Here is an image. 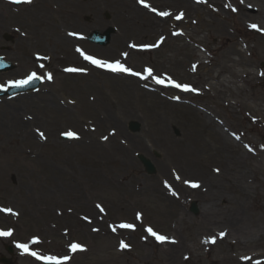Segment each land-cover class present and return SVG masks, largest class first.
Returning <instances> with one entry per match:
<instances>
[{
  "label": "rangeland",
  "instance_id": "obj_1",
  "mask_svg": "<svg viewBox=\"0 0 264 264\" xmlns=\"http://www.w3.org/2000/svg\"><path fill=\"white\" fill-rule=\"evenodd\" d=\"M12 1L0 0V56L13 64L12 69L0 71V84L6 89L9 80L24 78L31 71L51 72L54 79L40 80L32 91L0 95V208L18 214L0 212V231L12 232L0 242L12 246L15 256H20L17 244L28 243L40 255L69 256L67 264L166 263L162 250L168 243L148 235L145 229L151 227L158 234L178 233L184 243L203 245L198 258L189 256L191 264H256L255 259L264 264L260 257L264 239L249 241L257 245L236 239L230 245L219 238L213 244L204 232L210 228L207 223L229 229L219 221L231 220L235 210H242L236 222L244 232L264 227V77L260 74L264 31L249 26L263 20L264 0H246L258 8L262 5L254 19L249 15L255 11L232 12L223 0H218V9L212 7L218 12L216 19L208 11L214 3H201L199 16L217 24L209 30L202 25L191 29L181 21L190 16L181 0H145L150 8L140 0ZM229 3L235 7L233 0ZM160 11L170 16L161 17ZM180 12L183 18L175 20ZM107 27L115 29L107 45L85 40L91 31ZM216 31L237 43L249 65L236 62L240 56L235 53L228 68L222 67L224 59L216 49L223 40ZM157 43L149 49L131 47ZM77 47L98 59H119L142 75H147L145 68H152L153 75L170 76L197 91L183 92L158 85L151 77L97 68L84 60ZM37 54L50 59L37 60ZM193 54L201 61L213 60L211 78L206 70L197 73L198 65L193 68ZM66 68L86 71L69 73ZM246 69L255 77L239 80ZM202 83H206L205 94ZM186 106L193 110L186 111ZM193 112L223 126L237 144L234 152L217 150L220 142L207 131L189 130ZM129 121L138 124L136 131L130 130ZM67 131L79 139L63 135ZM237 137L240 142L234 140ZM244 145L251 149L250 159L240 158L252 183L248 199L234 181L206 197L209 176L228 171L224 168H230L229 159L238 151L247 153ZM137 154L151 161L154 174L145 172ZM189 180L200 186L190 187L184 182ZM213 197L223 215L204 219L201 208ZM192 202L196 214L190 211ZM179 214L184 216L181 222ZM122 223L134 224L135 230L120 228ZM33 237L38 244L31 243ZM121 241L130 247L122 249ZM73 243L86 251H70ZM246 250L262 252L254 260L238 263L234 256ZM25 263L37 264L32 259ZM177 264L190 263L178 256Z\"/></svg>",
  "mask_w": 264,
  "mask_h": 264
},
{
  "label": "bare ground",
  "instance_id": "obj_2",
  "mask_svg": "<svg viewBox=\"0 0 264 264\" xmlns=\"http://www.w3.org/2000/svg\"><path fill=\"white\" fill-rule=\"evenodd\" d=\"M183 1V6L184 8L187 10L188 17L184 18L181 20L182 22H184V24L189 25V28L191 29H197L200 25L202 26H206L208 28V30L211 28H216L217 24L214 23L215 20H210V21H205L203 18H201L199 15L201 14V10L203 11V9L201 8L203 2H191L190 0H181ZM230 0H223L222 3L223 4H228ZM208 2V4H210L209 2H213L214 4H210L211 7H209L208 11L212 12L213 16L217 17L218 12H216L215 10H213L212 7L218 9V7L220 6V3L218 2V0H204V3ZM200 3V4H199ZM233 4L235 5V8L238 9V13L239 11H241V15L245 14V11L251 10L252 12H254V14L249 15L252 17V19H254L260 8L262 7V5H259L260 8L256 7L255 4L248 2L246 0H244V3L241 4L240 0H233ZM250 5V7H249ZM201 9V10H200ZM205 12V11H204ZM207 13V12H205ZM208 14V13H207ZM262 14V9L260 11V15ZM263 20H258V22L254 21L251 24H256L258 25V27L260 29H264V13H263ZM177 20V19H175ZM199 25H198V24ZM171 24V23H170ZM198 30V29H197ZM195 30V32L197 31ZM217 35L219 37H221V40H223L222 44L218 47V49H216L217 53H221L222 57L224 59L222 67L224 69H227V63H231L233 62L231 59V54H235L237 53L240 58L239 60H237L236 62H239L242 64V67H245L247 65H249L248 61L246 60L245 62L243 61V54L241 53V49L238 48L237 43L234 42V40L232 38H226L224 37V35H222L221 31H216ZM240 49V50H239ZM193 57L195 58V62L194 65H198L199 69H197V73L200 74V72H204L205 70L208 71V73L205 74L204 76H208V78L212 77V68H209V65L212 64L213 60L212 59H207V60H199V57L196 56V54H193ZM219 67H221V65H219ZM196 73V74H197ZM252 77H255L253 71H250L248 69L244 70V73L242 75H239V80L241 79H246L247 81H249ZM261 77V76H260ZM264 76H262L263 78ZM219 83H221L219 81ZM202 90L201 93L207 92V88H206V83H202ZM196 92V91H195ZM205 94V93H204ZM186 111L189 110H193L190 107H185ZM192 114H194V116L192 115V123H188L187 128H189V130H193V132L195 131V128L198 127L200 130L198 132V134H203L204 131H207L209 136L212 137L213 139H215L217 142H220L221 145H219V147L217 148V150L221 151L222 153H224V149H230V151L234 152L233 147H237V144L231 140V138H229L227 136V131H224V127L215 124L214 121H212V119H207V118H201L197 113L193 112ZM199 125V126H196ZM234 140L236 142H240V139L234 138ZM216 147V146H215ZM224 147V148H223ZM246 145H244V149L247 151V153L242 152V151H238L236 153V155L233 156V158L229 159L227 162H230V168H224L225 170L228 169V171L224 172L222 171L221 173H219V175L217 176H209V180L207 182V191H206V197H209L214 191L216 192H222V188L221 185L223 183H225V185L227 186L228 184H231L232 181L235 182V185L237 188L242 189V193L244 195H246V198L248 199L249 197V189L252 185V183H248V175L243 173V169H242V164L240 162V158L243 160H247L250 159V153H248L250 150H247ZM264 154V151H263ZM220 180V181H218ZM225 180V181H224ZM190 181V180H189ZM193 181V180H191ZM258 181V180H256ZM244 186H246V188H243ZM206 190V188H204ZM255 193H257V190H255ZM222 196H224V194L221 193ZM208 202H206V204L201 208L204 216V219H214L217 217V214L220 213L219 217L223 215V211H221L220 208H217V202L215 197L209 198L207 199ZM228 203L226 202L224 204V208H226ZM216 207V209H214ZM223 207V206H221ZM200 209V210H201ZM241 211L242 210H235L233 217L231 218V220L227 221L226 223H222V220L219 221L220 224H226L228 226L229 229L226 230V228L224 229V225L222 228L220 227H212V224L207 223L208 225H210V228L208 229H204V232L206 233V236L212 237L215 236L216 240H218L219 237V233L224 231L227 233V235L224 237L226 238V240L230 243V245L234 244L236 242V239L242 240L243 244L247 245H257L256 243H249V241L252 240V238H256L259 241H261L262 239H264V227H257L256 229H248L246 230V232L243 231V229L238 228L237 227V222L239 223L241 220ZM184 216L182 214H179L178 217V221H182V218ZM237 219H240L237 221ZM237 221V222H236ZM242 232H244V234H241ZM241 234V235H240ZM167 236V235H166ZM169 238L168 242H164V243H168V246L165 247V249L162 250V255L165 256L166 258H168L167 262L164 263L162 261V264H177V257L179 256L180 258H182L183 260H187L190 264L193 262V260L189 257L191 254L195 256V258H198L200 256V252L199 250H201L203 248V245L200 244H193L192 242L190 243H184L183 240L181 239V237H179L178 233H174L171 235L167 236ZM200 239V238H199ZM175 240V243H172L171 241ZM206 251V249H205ZM260 252H255L253 253L252 251H248L246 250L244 253H240L237 252V254L234 256L236 261L238 263H241L245 260L241 259L242 257L248 256L251 257L252 260H254V256H256L258 253ZM175 254V257L172 256ZM245 254V255H243ZM187 257V259H186ZM263 257L262 260H264V256H260ZM257 257V258H260ZM165 260V258H164ZM255 261H259L260 259H255Z\"/></svg>",
  "mask_w": 264,
  "mask_h": 264
},
{
  "label": "snow or ice",
  "instance_id": "obj_3",
  "mask_svg": "<svg viewBox=\"0 0 264 264\" xmlns=\"http://www.w3.org/2000/svg\"><path fill=\"white\" fill-rule=\"evenodd\" d=\"M24 3H32V0H23ZM197 2H204V0H197ZM140 3L143 4V6L145 8H150V5L145 3V0H140ZM240 3L243 4L244 0H240ZM225 7L229 8L232 12H237L238 9L233 7L231 3L225 4ZM250 7V5H249ZM151 11L156 12L157 10L155 8H151ZM159 16L161 17H168L170 16L169 12L166 11H160L157 13ZM184 16L183 12H180L175 18L177 20L182 19ZM251 28L256 29L257 31H264V29H260L258 27V25L256 24H251L249 25ZM69 35H73L76 36V33H69ZM163 42V37L161 38V41ZM159 43L157 44H145V45H131V47L135 48V47H140L141 49H149V48H153V47H158ZM76 51L78 53H80V55L84 58V60L88 61L90 64L94 65L97 68L100 69H104L106 71H110L113 73H126L128 75H132V76H137L140 77L141 79H148L149 77H151V79L158 85H163L166 87H174L176 89H179L180 91L183 92H195L197 91V89H195L193 86H191L190 84L187 83H181V82H177L176 80L172 79V77L170 76H159V75H153V69L152 68H145L143 71L144 73H147V75H142L141 72H137V71H133V69L131 67L126 66L125 63H122L119 59L115 60V61H108L105 59H98L92 55H88L86 54L81 48L77 47ZM122 55H124L125 57L128 56L127 53H123ZM37 60H42V59H50L49 57H41L39 54H37L36 56ZM45 67L44 64H39V68L43 69ZM193 68H196V65H193ZM64 71L69 72V73H76V72H85L86 69L83 68H66L64 69ZM262 76H264V72L260 73ZM47 80L49 82H51L54 77L53 74L51 72H44V73H38L37 71H31L30 73H28L24 78L21 79H15V80H9L7 82L8 86L13 87V88H24L27 87L28 85L32 84L34 81L37 80ZM0 90H5V86L3 84H0ZM175 99H179V97H174ZM63 135H66L69 138L72 139H79V136L73 132V131H67L65 133H63ZM41 138H45L44 133L41 132L40 133ZM104 139H107V137H104ZM237 139H239V137H237ZM251 151V149H249ZM217 172H219V169H216ZM177 179H180L179 176L176 177ZM186 184H188L190 187L192 188H198L200 185L195 182V181H184ZM166 187H169V185H165ZM176 193L173 192V195H175ZM97 208H100L101 211H104V209L100 206L97 205ZM0 212H5V213H11L12 215H18L17 213L13 212V210L11 208H0ZM85 219L87 220L88 218L85 217ZM136 219H141V214H137ZM120 228H124V229H131V230H135V225L134 224H129V223H122L119 225ZM96 229H94L95 231ZM116 229L113 228V231H115ZM145 231L152 237L155 238V240L157 242L160 243H164V242H168L169 238L167 236L158 234L156 231H154L151 227H147L145 229ZM12 232L9 231H0V236H11ZM227 235L226 232L222 231L219 233V237L221 239H223L225 236ZM211 243H216V237L212 236L209 238ZM172 243H175V240L171 241ZM207 242V241H206ZM32 244H38L39 240L37 237H33L31 240ZM17 247L22 249L25 253H28L29 255L35 257L37 260L43 261L44 264H67V262L70 260V257L65 255L62 258H58L55 255H40L39 253L35 252V251H29V244L28 243H22V244H17ZM120 247L122 249H128L130 246L126 243H124L123 241H121L120 243ZM69 250L72 252H77L79 251H86V248L81 245V244H71L69 246ZM187 259V257H186ZM241 259L245 260V261H250L251 257L245 256L242 257ZM256 264H260L259 261L256 262Z\"/></svg>",
  "mask_w": 264,
  "mask_h": 264
},
{
  "label": "water",
  "instance_id": "obj_4",
  "mask_svg": "<svg viewBox=\"0 0 264 264\" xmlns=\"http://www.w3.org/2000/svg\"><path fill=\"white\" fill-rule=\"evenodd\" d=\"M112 33H113V29L112 28L106 29L103 33H100L99 31H93L90 34L88 39L90 41H92V42L97 43V44L106 45L109 42V39H110V36H111ZM11 67L12 66H11L10 62H5L3 60V58L0 57V71L11 69ZM38 81L39 80L34 81L32 84H30V85H28L27 87H24V88H13L12 87V88H10L7 91V93L11 94V93L16 92V91H21V90H25V89H31V88L36 87L38 85ZM137 127H138V125L136 123H130V128L132 130L137 129ZM138 158L142 162V164H143V166H144V168H145L147 173L151 174V173L155 172L154 166L152 165V163L148 159H146L142 155H139ZM190 209L194 213L197 212L195 204H192Z\"/></svg>",
  "mask_w": 264,
  "mask_h": 264
},
{
  "label": "flooded vegetation",
  "instance_id": "obj_5",
  "mask_svg": "<svg viewBox=\"0 0 264 264\" xmlns=\"http://www.w3.org/2000/svg\"><path fill=\"white\" fill-rule=\"evenodd\" d=\"M0 244H1V248H2V250L4 249V247H5V245H3L1 242H0ZM5 251V250H4ZM6 253V252H5ZM6 256V258H7V260H8V264H26L25 263V261L27 260L26 258H17L15 255H14V253L12 254H9V255H7V254H5ZM2 255H1V253H0V257H1Z\"/></svg>",
  "mask_w": 264,
  "mask_h": 264
}]
</instances>
